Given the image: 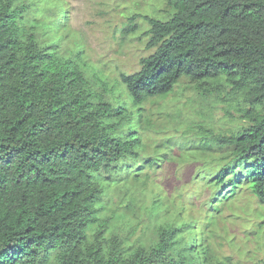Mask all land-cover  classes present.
Instances as JSON below:
<instances>
[{"label":"trees","instance_id":"1","mask_svg":"<svg viewBox=\"0 0 264 264\" xmlns=\"http://www.w3.org/2000/svg\"><path fill=\"white\" fill-rule=\"evenodd\" d=\"M167 3L166 16H144L151 53L121 73V86L84 48L43 39L59 37L26 17L29 4L0 0V264H246L251 251L236 257L220 244L233 242L224 210L242 190L264 203V0ZM184 79L238 99L237 128L196 122L161 136L143 104ZM149 132L160 143L145 154ZM174 142L179 150H162ZM180 158L192 163L187 196L154 178L163 190L146 222L130 199L133 217L110 209L130 176Z\"/></svg>","mask_w":264,"mask_h":264},{"label":"rangeland","instance_id":"2","mask_svg":"<svg viewBox=\"0 0 264 264\" xmlns=\"http://www.w3.org/2000/svg\"><path fill=\"white\" fill-rule=\"evenodd\" d=\"M21 1L30 5L25 14L26 17H34L33 20L46 22L48 26L45 30L53 31L59 37L52 38L44 35L43 39L61 40L60 48L66 52L74 51L77 46L84 48L85 58L107 76L110 82L120 85L121 73L138 70L140 59L151 53L147 47L148 35L146 34L149 26L144 16L164 17L167 15L166 11L170 10L168 0ZM134 24L136 26L132 27ZM238 103V99L222 101L215 89L202 90L184 79L166 97L155 98L144 103L143 114L144 116L155 114L153 123L163 131L160 133L161 136L172 137L178 133L176 131L178 128L190 129L191 133L196 122L203 123L216 131L228 132L235 130L242 121L241 113L236 109ZM157 139L159 137L155 132H149L146 135L145 154L154 152L156 144L160 143ZM170 148L172 151L179 150L176 142L162 150ZM192 170V163L181 158L163 163L161 169H148L146 165L143 170L138 171L139 180H134L130 176L128 183H124V188L116 189L122 196L112 195L109 198V207L110 209L118 208L121 216L133 217L129 207L130 202L133 201L138 206L135 216L146 222L145 206L151 205L156 195L154 191L165 189L177 194L181 190L185 196L193 191L190 188L189 176ZM148 171L150 174L147 177ZM154 178L162 182L163 189L161 184L158 188L152 186ZM165 178L166 181L163 182ZM184 179L187 180L184 181ZM125 193H128L129 198H124ZM208 195L209 191H205L202 198ZM236 197L238 200L234 202L235 204L230 209L224 210L233 242L229 244L223 241L220 244L221 249L225 254L234 253L236 257L251 251L245 263L264 264V243L258 241L259 235H262L264 239V234H258L261 230L260 222H263L262 229H264V203L258 201L253 195H247L245 190ZM128 199L131 201L128 202ZM233 213L237 217L233 216ZM196 214H199L197 210ZM142 228L143 225L137 230L138 234H141ZM150 233V230L146 229L143 238L145 241H148ZM134 237H137V233Z\"/></svg>","mask_w":264,"mask_h":264}]
</instances>
